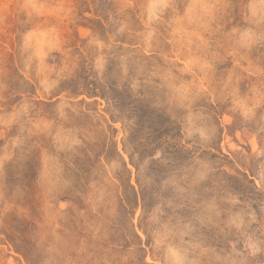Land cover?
<instances>
[{
    "label": "rangeland",
    "instance_id": "rangeland-1",
    "mask_svg": "<svg viewBox=\"0 0 264 264\" xmlns=\"http://www.w3.org/2000/svg\"><path fill=\"white\" fill-rule=\"evenodd\" d=\"M0 264H264V0H0Z\"/></svg>",
    "mask_w": 264,
    "mask_h": 264
}]
</instances>
